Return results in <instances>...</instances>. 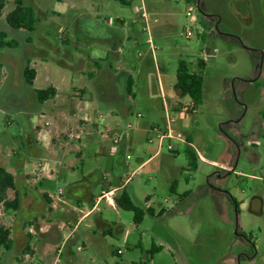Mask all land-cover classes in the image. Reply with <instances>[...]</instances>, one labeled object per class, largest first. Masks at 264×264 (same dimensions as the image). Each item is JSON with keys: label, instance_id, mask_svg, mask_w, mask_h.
<instances>
[{"label": "rangeland", "instance_id": "374dc122", "mask_svg": "<svg viewBox=\"0 0 264 264\" xmlns=\"http://www.w3.org/2000/svg\"><path fill=\"white\" fill-rule=\"evenodd\" d=\"M13 1L5 0L0 31L2 25L7 27L5 15L13 9ZM24 3L33 8L37 22L33 32L8 27L7 39L18 46L0 48L2 73L20 74L22 58L30 54L29 49H36L29 65L36 71L33 87L57 84L62 90L56 103L63 100V90L87 85L89 73L97 69L95 62L104 68L110 64L113 70L125 69L137 81L135 97L126 102L129 127L119 117L105 118L99 121L104 131L96 138L104 154L108 149L115 151L108 133L114 121L120 124L126 136L120 176L122 181L129 178L124 189L144 211L143 220L135 225L131 212L108 208L102 200L98 213L111 226L119 224V229L113 227L101 236L103 244L97 252L93 245L82 247L83 235L92 236L86 227L93 219L89 217L74 232L75 243L65 245L54 264H264V255L250 258L253 250L247 246L251 242L257 250L264 249V0H199L193 23L186 16L187 5L192 3L184 0H131L128 5L119 0ZM142 4L146 21L141 17ZM115 18L125 19L123 28L135 32L121 47L120 62L111 59V48L97 44L95 34H85L79 42L61 40L73 36L70 29L77 19L83 28L95 29L103 23L116 27ZM179 61L204 77L201 104L189 116L178 115L175 122V128L191 138L192 166L184 152L186 146L174 144L177 152L173 153L165 143L158 150L155 139L148 142L151 129L164 131L166 117L174 116L170 104L190 102L173 88ZM199 61L204 62L203 69L197 66ZM79 71L83 72L81 78ZM15 108L18 105L0 100L1 165L12 174L13 155L21 152L25 138L19 118L12 112ZM85 147L83 162L70 151L62 158L60 151L45 157L52 167L55 162L61 164L58 173L43 185L54 202L73 204L68 186L95 168L111 173V158L95 157L93 144ZM223 164L234 173L224 171ZM173 183L175 189L171 190ZM101 188L94 189L95 198ZM147 206L151 214L146 212ZM14 217V212L0 210V222L5 226L12 228ZM16 245L14 241L9 261L6 252L0 251V264L21 263L23 255L15 259ZM153 245L160 251L150 258ZM32 247L24 253L30 254ZM111 250H119L121 255ZM37 261L33 258V264Z\"/></svg>", "mask_w": 264, "mask_h": 264}, {"label": "crops", "instance_id": "0c3cea01", "mask_svg": "<svg viewBox=\"0 0 264 264\" xmlns=\"http://www.w3.org/2000/svg\"><path fill=\"white\" fill-rule=\"evenodd\" d=\"M129 3L125 1L121 4L128 5ZM144 9L142 4V13L145 12ZM115 22L116 27L107 26L108 24L103 23L102 26L93 29L83 28L77 19L70 29L73 36L61 38V40L70 43V40L74 38L75 41L79 42L85 34H95L99 36L97 44L111 48V59L120 62L122 61L120 49L125 41L132 39L130 34H135V32L132 30L130 33L123 28L125 19L115 18ZM2 29L1 31L9 34L8 26L2 25ZM27 45L28 48L32 46L31 42H28ZM29 50L30 54L28 53L22 58L19 66L20 74L2 73L0 68V100L18 105V108L12 112L19 118L25 137L21 141V152L15 153L14 159L11 161L15 168V174L10 173L1 165L2 158L0 156V166L14 176L16 190L21 199L19 210L14 212L13 227L7 226L10 228L12 248L5 253V256L8 261L12 259L11 252L14 249V241H16L15 259L23 255L21 263L18 264H33V258L38 259L35 264H54L57 260L56 256L60 254L64 246L75 243L74 232L80 223L89 217L93 216V219L86 224V227L88 231H92V236L83 235L82 247L93 245L94 248H97L96 252L100 250L103 244L101 236L111 232L113 227L116 230L120 227L119 224L111 226L100 216L98 204L104 199L99 200L100 196L95 198L93 191L98 185H102L100 195L102 192L115 190L112 202L109 203L106 200L105 202L108 208L118 209L114 199L122 190H125L124 186L128 185L126 182L128 178L122 181L120 176V169L125 163L126 136L123 135L120 124L114 121L108 137L111 136V143L115 137H118V143L114 145L115 151L108 149L107 154L102 152V147L97 143L96 136L103 133L104 126L100 125L99 121H103L105 118L115 120L119 117L125 125H128L126 102H128L129 97H135L133 89L137 87V81L125 69L113 70L110 64L107 66L108 68H104L95 62L97 69L89 73L87 85L81 88L71 87L69 91L63 90V100L59 103L54 100L60 96L62 89L58 88L59 86L54 82H50L47 87H52L55 90V96L50 99L53 103L49 106L46 105V102L50 100L40 103L36 99L35 91L41 90L33 87L36 71L34 70L35 78L32 85H28L24 79L23 70L25 66H29L33 54L38 53L36 49ZM29 50L27 49V51ZM79 73L78 77L81 78L83 72L79 71ZM130 83H132L131 96L126 92ZM87 96L88 99L85 98ZM180 105L181 103L170 104V108L174 110ZM184 137L185 143L177 144V146L189 145L191 147L192 142L187 144V138L190 141L191 138L189 136ZM61 143L64 144L63 147L59 146ZM87 144L94 145L95 157L107 155L106 157L111 158V173H104L99 168H95L86 176H82L79 181L68 186L67 191L72 194H70V199L73 204H69L66 200L54 202L43 189V185H45V181H50L58 173V167L61 164L55 162L54 167L57 168V171H54V167L46 161L45 157L52 154L55 156L60 151L62 158L66 151H70L75 153L76 158L83 162V152L86 150L85 145ZM50 148L52 149L50 150ZM203 161L215 167L221 166L207 159H203ZM44 164L47 165V169L40 170L38 167H42ZM141 165L138 167L139 171ZM224 165L228 170L231 169L230 166ZM120 183L122 184L120 185ZM146 208L148 209V206ZM54 217H58V219L53 220ZM27 246L28 248L33 246L31 249L33 251L30 254L24 253ZM80 249L81 247H78V250ZM114 252L121 255L119 250H111V253Z\"/></svg>", "mask_w": 264, "mask_h": 264}, {"label": "trees", "instance_id": "16d2710c", "mask_svg": "<svg viewBox=\"0 0 264 264\" xmlns=\"http://www.w3.org/2000/svg\"><path fill=\"white\" fill-rule=\"evenodd\" d=\"M120 3H125V0H119ZM187 3L196 5L197 0H184ZM13 9L5 15L6 25L10 29L24 30L26 32H33L37 18L35 16L33 8L25 5L24 0H14ZM5 6V0H0V18L2 11ZM8 35L4 31H0V48H14L18 46L15 40H8ZM27 42H30L28 39ZM197 66L203 69L205 64L203 61H199ZM23 76L28 85H32L35 78L34 69L28 65L23 70ZM228 83L224 81V87L227 88ZM132 83L127 86V94L132 95ZM174 90L180 98H189L193 103L194 108L200 105L204 93V77L201 73H195L189 70L184 61L178 62L176 72V82L174 84ZM36 99L38 102L43 103L47 100L52 99L55 96V90L52 87L35 91ZM191 141L187 138V144ZM189 164L192 166L195 160V153L192 148L188 145L184 149ZM175 189V183L172 184L171 190ZM9 192L13 193L12 198L9 197ZM234 204L235 201L232 199ZM115 206L119 210L129 211L133 214V223L139 225L144 217V211L136 206L131 200L130 196L125 190H122L117 197L114 199ZM21 204L20 195L16 190L15 178L12 174L7 172L0 166V210L4 212H16L19 210ZM148 213H152V210L148 208ZM160 214V213H159ZM10 229L0 222V251H9L12 248V239L10 237ZM28 249V246L26 247ZM160 251V247L152 246L149 251L150 258L156 252Z\"/></svg>", "mask_w": 264, "mask_h": 264}, {"label": "built area", "instance_id": "2783aa9c", "mask_svg": "<svg viewBox=\"0 0 264 264\" xmlns=\"http://www.w3.org/2000/svg\"><path fill=\"white\" fill-rule=\"evenodd\" d=\"M126 2H130L131 0H125ZM179 1V0H175ZM197 7L194 4H188L186 8V16L190 17L193 23V14L195 13ZM141 17L144 21L147 20V15L145 12L141 14ZM147 31V28H145ZM186 36H190V30L189 28H186ZM148 44H151V40H148ZM172 114H174L173 117L167 116L166 118V126L165 130L162 131L157 127H153L151 129V138L148 139L149 143H152V139H155L157 141V147L158 150H160L163 147V144H166V149L170 152L176 153L177 148L175 147L174 144H180V143H185V137L183 133L175 128V122L177 116H189V114H193L195 111V108L193 106V103L190 101L188 104H181L178 106L176 109L171 110ZM126 127H129V125H126ZM118 143V137H115L112 140V144L116 145ZM42 166V165H41ZM40 170L47 169V165L44 164L42 167H38ZM129 181V178L126 180V182ZM115 190H108L106 192H102L100 199H104L107 202L111 203L112 198L114 196Z\"/></svg>", "mask_w": 264, "mask_h": 264}, {"label": "flooded vegetation", "instance_id": "af4514ba", "mask_svg": "<svg viewBox=\"0 0 264 264\" xmlns=\"http://www.w3.org/2000/svg\"><path fill=\"white\" fill-rule=\"evenodd\" d=\"M246 2H248V1H246ZM248 5V4H247ZM250 22V21H249ZM17 47V46H16ZM15 48V47H14ZM219 169V168H218ZM224 171H229L228 170V168L226 169H223ZM233 171H234V169H233ZM232 171V172H233ZM234 204V203H233ZM234 206L236 207V204H234ZM259 215H261L262 214V211L261 210H259ZM247 246L249 247V249H251V250H253V253H252V255L250 256V258L251 257H253V256H255V255H260V256H262V255H264V249H260V250H257L256 249V247H255V244L254 243H251V242H247Z\"/></svg>", "mask_w": 264, "mask_h": 264}, {"label": "water", "instance_id": "95a60500", "mask_svg": "<svg viewBox=\"0 0 264 264\" xmlns=\"http://www.w3.org/2000/svg\"><path fill=\"white\" fill-rule=\"evenodd\" d=\"M196 7L199 9V0H197V2H196ZM230 170H232V169H230Z\"/></svg>", "mask_w": 264, "mask_h": 264}]
</instances>
